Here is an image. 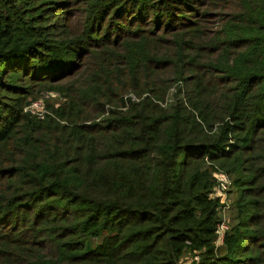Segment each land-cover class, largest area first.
<instances>
[{
  "label": "trees",
  "instance_id": "trees-1",
  "mask_svg": "<svg viewBox=\"0 0 264 264\" xmlns=\"http://www.w3.org/2000/svg\"><path fill=\"white\" fill-rule=\"evenodd\" d=\"M186 254L264 264V0H0V264Z\"/></svg>",
  "mask_w": 264,
  "mask_h": 264
},
{
  "label": "rangeland",
  "instance_id": "rangeland-1",
  "mask_svg": "<svg viewBox=\"0 0 264 264\" xmlns=\"http://www.w3.org/2000/svg\"><path fill=\"white\" fill-rule=\"evenodd\" d=\"M79 75L75 78H78ZM74 78V79H75ZM181 81L179 82H175L171 87L170 89L168 90V94L167 96L165 97V101H161L162 102V105H167L168 102L171 103L173 100L175 101L176 98L179 96V90L180 88V85H181ZM49 95H51V97L53 98H56V103L55 105L56 106H59V101H57V99H60V95L59 93H56L55 91H52L51 93H49ZM49 95H45L43 96L42 94H39V96L37 98H29L30 100V105H26L25 106V110L27 111H31L33 114L35 115H41L45 112V107L47 105V98L49 97ZM145 95H149V93L145 94ZM183 95V93H182ZM125 98H131L133 101H138L139 99L137 98L136 94H134L133 92L130 93V95L128 96H125ZM32 99V100H31ZM128 106L124 109H127ZM221 169L220 167H218V170ZM214 176H215V173H214ZM216 186V185H215ZM231 190V187L230 189ZM235 196H236V191H229L227 193V199H228V203H229V209L227 210V217L229 219V223L231 221V208H232V204L235 200ZM194 258V255H191V254H186L184 255L182 258H181V261H180V264H189V262L192 261V259Z\"/></svg>",
  "mask_w": 264,
  "mask_h": 264
},
{
  "label": "built area",
  "instance_id": "built-area-1",
  "mask_svg": "<svg viewBox=\"0 0 264 264\" xmlns=\"http://www.w3.org/2000/svg\"><path fill=\"white\" fill-rule=\"evenodd\" d=\"M216 186L214 188L213 196L220 198L221 207V221L218 224L217 229V244H222L224 235L229 229V219L227 217V210L229 209V203L227 199V193L230 191L232 185V179L229 173L223 169H219L215 172ZM193 260H199L198 256H195L189 264H192Z\"/></svg>",
  "mask_w": 264,
  "mask_h": 264
}]
</instances>
